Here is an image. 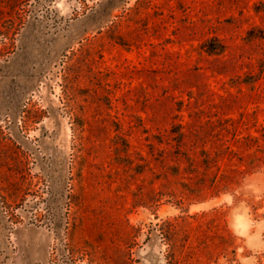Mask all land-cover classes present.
<instances>
[{"label": "rangeland", "instance_id": "374dc122", "mask_svg": "<svg viewBox=\"0 0 264 264\" xmlns=\"http://www.w3.org/2000/svg\"><path fill=\"white\" fill-rule=\"evenodd\" d=\"M245 261L264 0H0V264Z\"/></svg>", "mask_w": 264, "mask_h": 264}, {"label": "trees", "instance_id": "16d2710c", "mask_svg": "<svg viewBox=\"0 0 264 264\" xmlns=\"http://www.w3.org/2000/svg\"><path fill=\"white\" fill-rule=\"evenodd\" d=\"M210 43H209V46L206 47L207 52H209V53H220V52L224 51V45L223 44H220V46H212V45L210 46Z\"/></svg>", "mask_w": 264, "mask_h": 264}, {"label": "clouds", "instance_id": "9594fccd", "mask_svg": "<svg viewBox=\"0 0 264 264\" xmlns=\"http://www.w3.org/2000/svg\"><path fill=\"white\" fill-rule=\"evenodd\" d=\"M245 264H250V262L249 261H245Z\"/></svg>", "mask_w": 264, "mask_h": 264}]
</instances>
